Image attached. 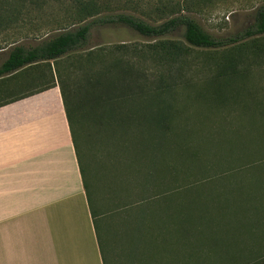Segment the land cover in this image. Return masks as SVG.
Returning a JSON list of instances; mask_svg holds the SVG:
<instances>
[{
    "label": "trees",
    "instance_id": "trees-1",
    "mask_svg": "<svg viewBox=\"0 0 264 264\" xmlns=\"http://www.w3.org/2000/svg\"><path fill=\"white\" fill-rule=\"evenodd\" d=\"M55 5L70 11L75 24L34 46L9 49L0 65V107L58 86L103 264L106 221L136 209L129 203L113 212L99 206L83 150V143L97 140L126 161L121 180L155 190L164 204L162 219L175 226L176 264H264V174L258 173L264 164L226 165L250 159V140L264 139V95L243 93L240 84L241 65L264 56V43H255L264 39V2L233 38H215L187 15L148 23L109 13L106 0H0V32ZM115 26L152 43L88 45L92 28ZM232 45L233 51L223 50ZM191 48L225 52L222 72L186 96L200 112L176 104L178 90L190 88L177 81ZM46 72L51 77L42 88L17 92Z\"/></svg>",
    "mask_w": 264,
    "mask_h": 264
},
{
    "label": "rangeland",
    "instance_id": "rangeland-1",
    "mask_svg": "<svg viewBox=\"0 0 264 264\" xmlns=\"http://www.w3.org/2000/svg\"><path fill=\"white\" fill-rule=\"evenodd\" d=\"M107 12L134 15L148 23H159L178 15H187L195 19L200 26L215 38H233L246 29L253 21L256 8L264 0H106ZM73 14L65 7L55 5L42 12H32L23 18V22L14 30L0 32V65L6 59L9 49L14 45L34 46L40 40L51 36L64 28L75 24ZM181 40L180 34L177 36ZM152 43L130 29L122 26L92 28L89 46L110 47L114 45L144 46ZM257 44L262 45L264 39ZM242 44V43H240ZM239 45V44H238ZM250 45V43H248ZM229 46L225 51L232 50ZM186 63L185 74L179 82L181 87L187 84L186 92L178 90L176 104L186 106L190 111H201L195 107L191 98L194 92H200L206 80L221 73L220 50L191 48ZM250 53L247 54L249 56ZM264 55V52H263ZM250 57V56H249ZM244 78L240 84L243 93L254 96L264 95V56L246 60L241 65ZM53 78L56 80L55 67L51 62ZM225 73V71H224ZM51 77L49 72L30 85L17 89L19 94L42 88ZM246 95V94H243ZM106 145L105 143H103ZM98 140L93 144H84L83 150L88 156L92 169L95 197L102 210L116 211L124 204H132L135 211L130 216H115L104 225L105 240L101 247L106 264H176V232L173 224L162 219L164 204L157 201L155 190L150 192L141 184L125 182L118 177L122 170V161ZM248 152L250 159L238 158L229 161V168L250 166L252 163L264 164V139L250 140ZM264 174V165L258 172ZM151 198V199H150ZM150 199V201H147ZM124 218V219H123ZM123 219V220H122Z\"/></svg>",
    "mask_w": 264,
    "mask_h": 264
},
{
    "label": "crops",
    "instance_id": "crops-1",
    "mask_svg": "<svg viewBox=\"0 0 264 264\" xmlns=\"http://www.w3.org/2000/svg\"><path fill=\"white\" fill-rule=\"evenodd\" d=\"M0 264H103L58 86L0 107Z\"/></svg>",
    "mask_w": 264,
    "mask_h": 264
}]
</instances>
